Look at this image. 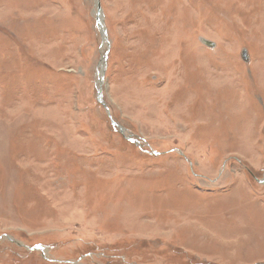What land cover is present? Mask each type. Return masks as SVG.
<instances>
[{
  "label": "rangeland",
  "instance_id": "obj_1",
  "mask_svg": "<svg viewBox=\"0 0 264 264\" xmlns=\"http://www.w3.org/2000/svg\"><path fill=\"white\" fill-rule=\"evenodd\" d=\"M0 264H264V0H0Z\"/></svg>",
  "mask_w": 264,
  "mask_h": 264
},
{
  "label": "bare ground",
  "instance_id": "obj_2",
  "mask_svg": "<svg viewBox=\"0 0 264 264\" xmlns=\"http://www.w3.org/2000/svg\"><path fill=\"white\" fill-rule=\"evenodd\" d=\"M98 16H99V21H101V23H102V17H101V15L100 14H97ZM104 66H105V64H104V60L102 61V63H101V68H100V72H99V86L101 85V83H102V74H103V71H104Z\"/></svg>",
  "mask_w": 264,
  "mask_h": 264
},
{
  "label": "water",
  "instance_id": "obj_3",
  "mask_svg": "<svg viewBox=\"0 0 264 264\" xmlns=\"http://www.w3.org/2000/svg\"><path fill=\"white\" fill-rule=\"evenodd\" d=\"M101 28H103L102 26H100ZM102 33L105 35V33H104V30L102 29ZM243 57L245 58V59H247V52L246 51H244L243 52ZM106 60V56L104 57V61ZM105 66H106V63H105ZM104 69H105V67H104ZM103 74H104V71H103ZM102 74V75H103ZM104 76V75H103ZM102 76V77H103Z\"/></svg>",
  "mask_w": 264,
  "mask_h": 264
}]
</instances>
